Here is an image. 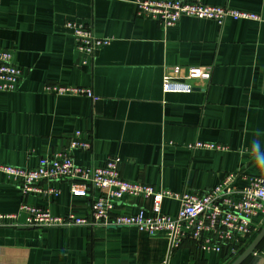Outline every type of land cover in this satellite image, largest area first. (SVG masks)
<instances>
[{
    "label": "crops",
    "instance_id": "1",
    "mask_svg": "<svg viewBox=\"0 0 264 264\" xmlns=\"http://www.w3.org/2000/svg\"><path fill=\"white\" fill-rule=\"evenodd\" d=\"M135 0H0V50L12 53L23 76L16 90L0 92V167L33 169L41 157L64 152L75 131L88 151L69 154L79 166L119 159L120 177L156 190L204 194L229 173L264 180L245 149L259 139L264 149V0H202L259 17L215 22L183 16L171 27L137 16ZM67 22H82L109 45L91 56L77 51ZM209 67L192 93H163L169 67ZM89 88L95 99L47 93V85ZM196 142L225 150L188 148ZM71 181L42 182L57 196L22 195L0 170V214L28 203L56 216L88 215L100 196L89 188L73 196ZM150 201L124 197L113 214H135ZM177 203L164 200L162 213L175 216ZM24 214L20 213L22 221ZM256 234L263 227L252 220ZM255 238V237H254ZM231 257L203 253L185 238L170 248L165 234L132 228L84 227L40 230L0 228V264H231ZM254 259V260H253ZM264 264V240L243 264Z\"/></svg>",
    "mask_w": 264,
    "mask_h": 264
},
{
    "label": "built area",
    "instance_id": "2",
    "mask_svg": "<svg viewBox=\"0 0 264 264\" xmlns=\"http://www.w3.org/2000/svg\"><path fill=\"white\" fill-rule=\"evenodd\" d=\"M134 7L137 16L147 17L164 27L174 26L183 16L212 21L219 26L228 19H259L255 14L210 6L202 0H135ZM66 27L70 30L75 48L85 56H91L95 50L110 43L109 39L95 36L91 27L82 22H67ZM209 72V67L202 66L187 67L183 72L177 67H169L162 78V92L192 93L199 88V83L206 80ZM22 76V69L14 65L12 53L0 50V92L16 90ZM44 90L58 96L95 99L92 91L86 87L55 84L45 86ZM81 135L79 131L72 133L64 152L41 157L36 168L1 166L0 170L13 178L24 197L30 194L55 197L57 189H43L40 184L60 179L72 182L70 192L73 196L85 197L90 187L96 188L100 196L92 202L89 214L82 216L69 212L56 216L47 209L23 202L18 213L0 214V228H132L150 236L165 234L171 249L179 247L183 239L190 238L203 253L219 254L227 247L233 257L240 247H246L254 239L256 229L252 220L258 218L264 223V180L259 177L242 176L247 182L239 187L235 181L240 175L229 173L204 194L156 190L152 185L121 178L118 171L120 161L116 157L108 158L102 166L76 165L69 153L91 148L90 141ZM188 148L225 150L219 144L201 142ZM124 197L148 200L150 208L148 211L140 209L135 214H113L116 203ZM164 200L177 203L175 216L162 213ZM20 213L24 214L22 221L19 219Z\"/></svg>",
    "mask_w": 264,
    "mask_h": 264
},
{
    "label": "water",
    "instance_id": "3",
    "mask_svg": "<svg viewBox=\"0 0 264 264\" xmlns=\"http://www.w3.org/2000/svg\"><path fill=\"white\" fill-rule=\"evenodd\" d=\"M263 240H264V225L259 230L255 238L248 245V247L231 264H243L249 257H251L254 254L255 249L260 245V243Z\"/></svg>",
    "mask_w": 264,
    "mask_h": 264
},
{
    "label": "clouds",
    "instance_id": "4",
    "mask_svg": "<svg viewBox=\"0 0 264 264\" xmlns=\"http://www.w3.org/2000/svg\"><path fill=\"white\" fill-rule=\"evenodd\" d=\"M247 153L252 157L257 167L264 169V149L261 148L260 140L253 139L250 148L242 153Z\"/></svg>",
    "mask_w": 264,
    "mask_h": 264
}]
</instances>
